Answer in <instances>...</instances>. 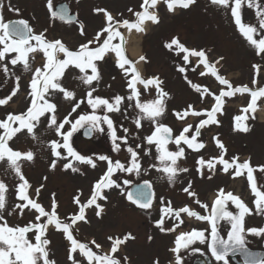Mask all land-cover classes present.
<instances>
[{"label":"rangeland","instance_id":"rangeland-1","mask_svg":"<svg viewBox=\"0 0 264 264\" xmlns=\"http://www.w3.org/2000/svg\"><path fill=\"white\" fill-rule=\"evenodd\" d=\"M61 1H66L76 14L75 23L65 24L53 18L48 8V0H2L3 19L5 22L15 18L26 20L35 34L46 30L45 35L49 41L59 39L70 50H78L80 45L92 40L97 32L107 26L105 14L97 12L96 9L106 10L115 21L127 19L130 22H135L134 13L143 11V5L148 8L149 12H155L159 18L158 23L145 21L142 25L143 31L119 28L123 42L118 37L112 43H119L123 57L130 61L125 65V69H128L127 72L118 66L119 58L115 52L109 51L105 54L103 61L97 62L101 79L98 83L93 82L96 88L93 97L109 99L110 102L116 95L125 97L119 112L109 113L103 106L93 110L86 98L89 88L78 78L83 74L74 67H70L65 72L62 83L67 90L75 93V102L83 100L80 107L72 112L74 102L64 99L62 94L48 97L58 106V120L67 116L74 122L79 115L103 116L107 114L114 122L117 136L127 137V143L118 140L120 150L113 151L110 131L107 125L102 122L101 127L104 128V131L94 130L91 139L83 140L77 137L71 140L70 138V143L77 152L93 159L97 165L95 168L67 156L66 149H59V151L67 159L57 158L52 155L50 142L53 140L62 142V138L56 134L54 129L47 127L51 114L46 113L44 117L40 118L38 127L35 129L36 139L26 134V131L21 132L9 141V146L13 150L31 151L34 154L32 161H19L21 172L30 184V188L26 189V194L49 212L54 197L58 205L56 208L58 218L62 223L69 224H71V217L78 214L79 211V206L74 203V197L78 196L81 204L86 203L93 194L94 184L107 170L108 163L97 158L100 155H105L113 163L120 161L125 167H129L131 166V155L127 148L132 147L138 151L141 164L139 174L116 170L112 179L120 184V188L113 187L104 190L107 199L97 200L103 209L100 215L97 216L98 209L94 205L87 207L85 209L87 222L78 221L70 231L78 242L87 244L93 252L99 255L107 240L105 237L107 234L115 236L117 232L133 230L138 232V237L133 243L126 242L124 250L133 249L140 256L150 257L152 252H161L166 245L170 246L172 243H169L166 233L164 235V231L160 230L156 222L163 217L162 227L165 231L173 228L175 224H178L177 220H180V216H175V211L187 206L186 204L190 201H196L199 198L198 195L203 192L211 194L214 182H220L222 180L219 179L220 176L227 175L230 170H233V168H229L228 172H224L223 166L219 164L218 160H214L215 168L209 170L205 166L202 168L203 175H201L197 171L200 167L197 161L201 157L208 161L223 156L229 163L233 158H237L239 163L261 159L264 152V97L257 98L254 111L248 109L252 99L250 93H234L230 97H224L221 111L217 112L214 117L218 123L202 127L200 136L197 137V142L203 143L204 147L193 150L182 142L181 146L185 148V158L180 159L178 163L180 167L187 168L188 171L179 173L175 182L170 183L167 174L158 170L162 168V165L156 158L158 153L155 145H148L144 139L152 134L154 125L148 120H142V127L138 129L134 123L139 109L134 107L135 100L128 101L126 99L132 92L128 87V82L135 73L131 69L134 68L138 71L144 80L158 77L162 81L160 88L169 95L165 98V112L159 118V123L170 127L173 137L179 136L182 130L190 125L189 133L185 134L190 138L195 134V129L199 126L200 121L208 119L207 112L214 108L216 100L213 94L219 95L222 90H229L227 85L219 82L217 76L229 81L233 88L248 86L257 90L260 86H264V54L258 56L253 46L240 33L231 15V7L213 4L211 0H195V3L187 9L175 6L172 11L168 10L164 0H158L155 8L144 4V0H51L52 10ZM259 2L264 4V0H259ZM11 9H18V11ZM241 14L246 24L257 27V34L254 38L259 39L264 36V29L259 28L254 8H249L247 4H244ZM81 25H83L84 35L81 34ZM105 36L106 33L102 35L101 39ZM139 36L141 38H138ZM132 37L138 38L139 60L130 58L128 49ZM174 38H178L180 45L186 49L203 50L206 53V61L211 67H205V62L201 57L184 52L175 45L172 48L166 47ZM95 46L90 45V47ZM2 47L3 45H0V48ZM16 55V53L6 54V60L0 62V65ZM185 55L189 57L187 61L184 59ZM141 57L145 59L141 60ZM60 58L63 59V54H60ZM46 59L43 53H36L35 59L30 60L32 71H24L20 65L13 67L10 63L8 74L0 70V99L11 96L17 86L16 77H20L19 90L16 95L11 96L6 104L0 105V121L5 120L8 114L26 113L33 98L30 87L33 71L35 68L42 67ZM253 65L260 66L258 73ZM180 68H183L184 71L181 72ZM213 69L215 75H213ZM87 73L90 75L91 70L88 69ZM254 78L256 79L255 85L253 84ZM192 85L200 86V92H197ZM136 88L140 93L141 102L157 98L155 85H149L145 89L143 84L137 83ZM40 103L43 102L40 101ZM189 105L192 106L191 110L188 108ZM245 109L248 111H244ZM193 112H200L201 115H194ZM177 113L180 115L178 116ZM237 116L244 118L240 122V127H247V131L237 130V121L235 120ZM18 126L19 123L13 127ZM70 127V124L65 125L64 130L66 131ZM124 129L128 131L125 132ZM4 133L5 129H0V135ZM214 138L224 144L226 152H222ZM137 145L140 147L137 148ZM167 148L170 151L177 149L174 143L168 144ZM145 150H150L151 155L145 156ZM53 160L57 161L54 169L50 167ZM65 163H72L78 171L66 170ZM125 180L129 183L124 184ZM0 181L7 185L5 196L9 211L12 212L11 215L4 214L8 225L25 226L29 222L35 221L38 213L34 209L21 208L18 211H13L15 205L26 202H21L17 198V186L21 181L7 162H0ZM143 181L149 182L154 191L153 204L147 212L136 209L125 199L128 187ZM189 183H191L190 190L197 194L196 197H190L183 191ZM38 188L40 191L37 198L36 189ZM169 207L173 210L172 213L168 212ZM45 220L46 218H41V221L35 222L40 223ZM149 230H152L153 233L148 235L146 242H142L145 231L149 233ZM26 235L35 243L34 232ZM43 238L50 241L47 250L49 259L54 260L55 264H73V261L69 259L70 254L80 264H88L86 257L81 255L79 249L76 252H70L71 242L67 240L62 229L57 230L54 223L48 225ZM92 241H95V244ZM96 244H99L100 248H96ZM166 254L169 255L168 252ZM130 261L131 259L127 260V262ZM146 261L147 264H151L148 260ZM92 264H97V262L94 260Z\"/></svg>","mask_w":264,"mask_h":264},{"label":"snow or ice","instance_id":"snow-or-ice-1","mask_svg":"<svg viewBox=\"0 0 264 264\" xmlns=\"http://www.w3.org/2000/svg\"><path fill=\"white\" fill-rule=\"evenodd\" d=\"M167 4L168 10H174L175 6H180L182 8H189L192 4L195 3V0H164ZM213 4L221 5L224 7H231V15L234 18V22L238 27L240 33L245 37L251 46L256 51V54H264V36L259 39L254 38L257 34V27L251 24H246L242 19L241 8L244 4H247V7L254 8L256 10V15L259 21V28L264 29V4L260 3L259 0H211ZM158 0H144V4L149 7L155 8ZM4 5L2 0H0V45H3V48L0 49V62L6 60V54L16 53L17 55L11 57L10 60L0 65V70L5 74L10 72L9 63L15 67L20 65L24 71H32L30 60L35 59L36 53H43V56L46 57V62L42 67L35 68L33 71L32 79L30 81V87L32 89V101L31 106L27 109L25 114H8L5 120L0 121V129H5V133L0 135V162H7L10 167L14 170L19 181L21 183L17 186V198L21 202L19 205L13 207V211H18L19 209H34L38 215L35 217V221H41V218H46L45 221L37 223L35 221L29 222L25 226H9L4 214L8 213L9 215L12 212L9 211V207L6 201L5 193L7 191V185L0 181V264H55L54 260L49 259V251L47 246L50 244V241L47 238H43L46 235V229L48 225L55 224L57 230H63L66 234L67 240L71 242L70 252H76L79 249L81 255L86 257L88 264H92L95 260L97 264H121V261L118 258L110 257L107 255L101 256L97 255L92 249L85 243L78 242L74 238L70 229L78 221H85L86 214L85 209L87 207L95 206L97 211V216L100 215V212L103 210L101 205L97 203L98 199H107L104 195V190L109 188H120V184L116 180L112 179L114 172L119 170L121 172H136L139 174L141 169V164L139 162L140 153L134 150L132 147H128L127 151L131 155V166L125 167L120 161H113L105 155H100L97 159L100 161H106L108 167L104 175L94 184L93 194L87 200L86 203L81 204L79 197H74V203L79 206L78 214H75L71 217V224L62 223L58 218L56 212L57 203L53 197L51 211H46L45 208L36 200L29 197L26 194V189L30 188V184L24 175L21 172L20 160L32 161L34 159V154L31 151L21 152L18 150H13L9 146V141H11L17 134L25 132L32 136L33 139L37 138L35 129L38 127L40 118L44 117L46 113H50L48 118L47 127L54 129L56 134L62 138V142L58 140H53L51 144L52 155L60 158L67 159L62 155V152L59 149H66L67 156L72 157L75 161H78L83 164H88L91 167L95 168L97 165L91 157H86L77 152L70 143V138L73 133L78 130L79 127H84L88 125L89 132L91 131H104V128L101 127V123L107 125L108 130L110 131L112 140H113V151L120 150V144L117 141H123L127 143V137L117 136L116 129L114 127L113 120L107 115H79L75 121H71L67 116L62 120L57 119V104L52 102L48 97H52L57 94H62L63 98L74 102L72 112H75L80 104L83 103V100L75 102V93L71 90H67L62 83V78L65 75V72L70 68L74 67L79 69L81 75L78 77L81 82L88 86L89 90L86 93L87 103L92 107L93 110L103 106L107 112H119L120 105L124 102L125 97L116 95L112 102L109 99L101 97H93V93L96 91L93 82H99L101 79L98 63L103 61L105 54L109 51L115 52L116 56L119 58L118 66L121 69H125V65L129 64L126 58L122 55L121 45L119 43L113 44L112 41L116 38H121L122 34L119 31V28L124 27L129 31L136 29L137 31H143L142 25L145 21H151L153 23H158L159 18L155 12H149L148 8L143 7V11L135 12L134 16L136 17L135 22H130L125 19L123 21H115L113 16L107 13L104 9H96L97 12H103L106 16L107 26L101 31L97 32L95 37L92 40H88L86 43L80 45L78 50H70L65 44L57 39L55 41H49L46 38L45 32L35 34L32 27L26 20L19 19L13 22H5L2 15V10ZM48 8L51 12L53 18H58L63 22H72V18L68 15L67 11L60 7L58 11L52 10L51 0H48ZM13 11H18V9H11ZM132 11V9H129ZM81 27V34L84 35L83 25ZM106 33V36L101 39L102 35ZM35 41V43H32ZM90 45H96L95 47H90ZM173 45L179 47L182 51L190 53L201 57L205 62V67H211L206 61V53L203 50H189L184 48L183 45H180L178 38H174L169 44L166 45L168 48H172ZM31 54V56H30ZM60 54H63V59L60 58ZM188 55H185V61L188 60ZM144 60V57L140 58ZM222 59V58H221ZM218 62V61H217ZM254 69L259 72L260 66L253 65ZM91 70V74L87 73V70ZM181 72L184 71L183 68L179 69ZM127 72L128 69H125ZM134 72L133 78L128 82V87L132 90L131 95L127 96L128 101L135 100V108L139 109V114L134 123L139 129L142 127V120H148L154 125V131L151 135H148L144 139L148 145H155L156 152L158 156L156 157L165 174H167V179L170 183H174L176 176L179 173L187 172V168L179 166V160L185 158V148L181 146L183 144L187 145L189 149L199 150L204 147L203 143L197 142V137L200 136V130L202 127L218 123L215 120V114L221 111V105L223 103V98L232 96L234 93H250L251 102L248 105V109L255 110V105L258 97H264V87L253 90L248 86H240L233 88L232 85L226 79L217 76L216 78L223 85H227L228 91H221L219 95H215L216 104L211 111L207 112L208 119L201 120L198 127L195 129V134L191 135L189 138L186 133H189L191 126L185 127L179 136L173 137L172 129L162 123H159V118L163 116L165 112V98L168 97V93L163 91L160 88L162 81L158 77H151L147 80L141 78L138 71L134 68L131 69ZM215 70L213 69V75H215ZM204 75V73H201ZM19 79L16 77L17 86L16 89L12 92L11 96L16 95L19 90ZM143 84L145 89L149 85H155L157 89V98L147 102H141L139 97L140 93L136 88V84ZM253 84H256V79H253ZM197 92H200V86L192 85ZM203 95V93H202ZM11 96L0 99V105H4L8 100L11 99ZM42 101L43 103H40ZM191 110L192 106H188ZM245 109L244 111H248ZM194 115H201L200 112H193ZM179 116L180 114L177 113ZM244 118L241 116L235 117L237 121L236 128L237 130L247 131V127L241 128L240 122ZM9 122L15 123L19 122L18 127H12ZM70 124L71 127L68 130L65 129V125ZM127 132V129H124ZM216 139V138H214ZM169 143H174L177 150L170 151L167 148ZM218 147L222 152H226L225 146L222 142L216 139ZM140 146L137 145V148ZM145 156L151 155L150 150L144 151ZM214 160H218L219 164L223 166V171L228 172L229 168H235L234 176H240L243 174V171H247V179L249 181L250 187L256 199L254 201L255 212L257 214H264V191H261L258 187L256 177L254 172L259 170L264 172V166H257L256 168L252 167L250 161H245L243 163L237 162V158H233L232 162L225 160L223 156L219 158H213L212 160L205 161L201 157L197 163L200 166L197 171L203 175L202 168L207 167L209 170L215 168ZM170 162V163H169ZM56 160L51 162L50 167H56ZM155 167V165H153ZM64 168L71 169L73 172H77L78 169L73 166L72 163H65ZM210 178V177H209ZM129 181L125 180L124 184H128ZM43 187V186H41ZM151 184L145 181L144 186L137 189L135 193L129 191L127 193V199L133 204L137 205L141 209H150L153 204V194L151 192ZM147 189V191H145ZM191 183L183 189L190 197H196V193L191 191ZM40 189H36L37 198ZM234 206L237 210L236 212L228 210V203ZM196 203L200 204L201 207L208 211V205L201 204L197 199ZM169 213H172L173 210L171 207L168 209ZM181 213H187L189 216L197 217L201 221H207L210 225V236H206L205 232L207 230H193L190 233L181 234L176 240V247L172 249L176 253V264H182L179 252L182 248L187 249L192 244L199 242L201 244L208 242V248L210 250L211 256L217 262H223L227 264V257L230 253H243L246 257L244 264H264V259H256L248 251L246 244V236H260L264 237V228H245V217L247 215L253 214V209H250L240 197L233 195L232 192L225 193L223 189L219 190V194L215 199L214 203L211 206L210 213L208 215H200L195 211L190 210L187 206L181 207L178 211H175V216L179 217ZM226 222L230 227L227 230V238L225 239L221 235V222ZM157 226L160 227L161 231H165L162 227L164 220L163 217L156 222ZM172 229H169L171 231ZM34 232L35 233V243H33L26 234ZM131 238L130 234L124 238V240ZM109 239H112L111 237ZM124 240L117 238L114 242V245L111 249L112 253H115L118 248L117 246L122 244ZM210 241V242H209ZM183 242V243H182ZM95 244V241H92ZM96 248H100L99 244H96ZM195 251H200L196 249ZM69 259L73 261V264H80L79 261L73 259L71 254ZM127 261V257L124 258ZM158 264V262H157Z\"/></svg>","mask_w":264,"mask_h":264},{"label":"flooded vegetation","instance_id":"flooded-vegetation-1","mask_svg":"<svg viewBox=\"0 0 264 264\" xmlns=\"http://www.w3.org/2000/svg\"><path fill=\"white\" fill-rule=\"evenodd\" d=\"M71 12H73L71 10ZM3 48V47H2ZM0 48V49H2ZM264 87L260 86L259 88ZM254 90V89H253ZM18 123H13L12 127ZM81 128H78L77 131H75L71 137V140L80 137L81 136ZM63 156H65L63 154ZM245 162V161H244ZM243 163V162H242ZM250 164L252 167L256 168L257 166H264V152L261 156L260 160L257 161H250ZM227 175H222L219 177V179H222L220 182L215 181L214 185L211 189V194L209 192H203V194L198 195V200L201 202V204L208 205V211H205L203 207H201L200 204L196 203V201L192 202L190 201L186 205L188 208L192 211H195L196 213L200 215H208L210 213V209L212 204L214 203L215 199L217 198L219 194V190L223 189L225 193L232 192L233 195L238 196L241 198V200L250 208L253 209V214L247 215L245 217V228H264V214H257L255 212V205L254 201L256 199V196L251 190L249 181L247 179V171L244 170L243 174L240 176H234L235 168L233 167V170L229 171ZM254 176L256 177L258 187L261 191H264V172H261L259 170L254 172ZM197 200V199H196ZM135 207V206H134ZM138 210L148 211L145 209H141L139 207H135ZM228 210L236 212L237 210L234 208V206L231 204V202L228 203ZM177 220V219H176ZM178 224H175L171 231L168 229L164 231V235L166 233L167 237L166 239L169 240L170 246L166 245L165 249L163 248L161 252H152V256L150 257H143L137 254V252L133 251V249L125 251L124 247L126 242L130 241V243H133V241L136 240L138 237V232L135 231H124L122 233H115V236H108V234L105 236L106 241L105 245L102 247V251L100 253L101 256L107 255L110 257L118 258L121 261V264H147L148 262H151V264H176V253H174L171 249L175 248V240L183 233H190L193 230H207L205 232L206 236H210V225L207 221H201L197 217L189 216L187 213H181L180 214V220L178 221ZM229 225L222 221L221 222V235L226 239L227 238V230H229ZM150 233H153L152 230H149V233L145 231L143 237L144 240L142 242H146L148 235ZM130 234L131 238H128L124 240L126 236ZM112 239H109V238ZM119 238L121 240H124V242L117 246L118 250L115 253H112L111 249L114 245L115 240ZM246 247L248 251L252 254V256L256 259H264V237L260 236H253V235H247L246 236ZM210 242V241H209ZM150 243V242H149ZM183 243V242H182ZM196 249H199L200 251H195ZM168 252L169 255L166 254ZM127 254V255H125ZM179 256L181 258L182 264H223V262H217L215 259L211 256L210 250L208 248V242H205L203 244L196 242L192 244L189 248L184 249L182 248L179 252ZM124 257H127L128 259H131L130 262L125 261ZM227 264H244V261L246 259L245 255L243 253L237 252V253H230L228 255Z\"/></svg>","mask_w":264,"mask_h":264},{"label":"water","instance_id":"water-1","mask_svg":"<svg viewBox=\"0 0 264 264\" xmlns=\"http://www.w3.org/2000/svg\"><path fill=\"white\" fill-rule=\"evenodd\" d=\"M61 6H63V8L67 11L68 15L72 18V22H70V23L75 22V20H76V16H75L74 14H70V13H69V8H68V6H67V4H66L65 2H62V3L57 4V5L55 6V8H54L53 11H58V10L60 9ZM57 19H58V18H57ZM16 20H19V19H11V20H9V21H7V22H13V21H16ZM66 23H69V22H66ZM9 123L12 125V122H9ZM82 137L85 138V139H90V138L92 137V131L89 132L88 127H85V128L83 129V131H82ZM144 183H145V182H141V183H137V184H133V185H131V187L128 189L127 193H128L129 191L135 193V192L137 191L138 188L144 186ZM145 191H147V189H145ZM151 192H152V190H151ZM127 193H126V199H127ZM152 194H153V192H152ZM127 201L130 202L128 199H127ZM130 203H132V202H130Z\"/></svg>","mask_w":264,"mask_h":264},{"label":"bare ground","instance_id":"bare-ground-1","mask_svg":"<svg viewBox=\"0 0 264 264\" xmlns=\"http://www.w3.org/2000/svg\"><path fill=\"white\" fill-rule=\"evenodd\" d=\"M138 38H141V36H139ZM138 38L137 37H132L131 39H130V45H129V49H128V51H129V54H130V56L132 57V58H135L136 60L139 58V56H140V51H139V49L137 48V40H138Z\"/></svg>","mask_w":264,"mask_h":264}]
</instances>
